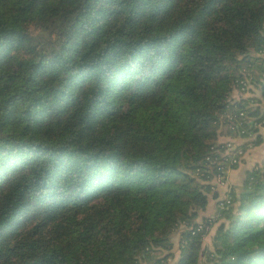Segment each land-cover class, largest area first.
<instances>
[{
  "label": "trees",
  "instance_id": "trees-1",
  "mask_svg": "<svg viewBox=\"0 0 264 264\" xmlns=\"http://www.w3.org/2000/svg\"><path fill=\"white\" fill-rule=\"evenodd\" d=\"M262 51L264 0H0V264H264V159L202 214Z\"/></svg>",
  "mask_w": 264,
  "mask_h": 264
},
{
  "label": "rangeland",
  "instance_id": "rangeland-1",
  "mask_svg": "<svg viewBox=\"0 0 264 264\" xmlns=\"http://www.w3.org/2000/svg\"><path fill=\"white\" fill-rule=\"evenodd\" d=\"M256 72L257 71L254 70V73ZM246 88L247 89H234L233 95L235 97L253 96L257 91L254 85H252L249 81ZM226 127L227 125L219 128L218 140L226 143L228 147L227 149H224V154L228 155L227 157L230 161H232L233 158H236L235 164L232 167H227L223 175L214 176L211 178L213 191L209 193L208 207L202 212L203 215L210 214L214 216L217 212L216 198L221 199L231 186L237 188V190H240L242 188V182L245 178L246 170L255 166H261V163L264 159V121L259 123L260 133L263 137L260 143L253 142L252 139L255 135L254 133L251 134L250 137L241 136L237 133L228 135L226 133ZM214 191L217 194L216 197L212 195ZM199 220H201V218H199L198 221ZM219 221L220 220L214 221L203 236L202 244L205 246L206 251L211 248L213 234ZM179 238L180 234L178 231H175L173 234L174 244L171 249L173 254L177 253ZM201 258H205V254H203Z\"/></svg>",
  "mask_w": 264,
  "mask_h": 264
},
{
  "label": "built area",
  "instance_id": "built-area-1",
  "mask_svg": "<svg viewBox=\"0 0 264 264\" xmlns=\"http://www.w3.org/2000/svg\"><path fill=\"white\" fill-rule=\"evenodd\" d=\"M260 54H264V52H260ZM238 84L240 85L241 89H245L247 87V84H248V81L249 79L248 78H241V79H238ZM240 115H243V111H240L239 113ZM230 118L232 117L231 115L229 116ZM227 145H226V149H227ZM228 155H225L223 157L222 160L219 161L218 165H217V169L219 170V172L214 175V176H220V175H223L226 168L227 167H232L234 164H235V160L236 158H233L232 161L228 160L229 158L227 157ZM229 161V162H228ZM229 163V164H228ZM213 176V177H214ZM213 188V186H212ZM229 190L230 188L228 189V191L226 192L225 195H223V197L218 201V207L219 208H223L227 203L230 202V194H229ZM203 225L199 222L193 229H192V233H195L197 231H203ZM206 229V227L204 228V230ZM205 233H203V236H204Z\"/></svg>",
  "mask_w": 264,
  "mask_h": 264
}]
</instances>
